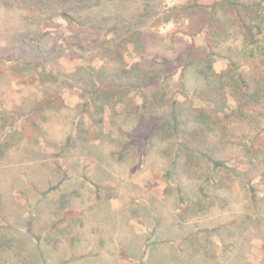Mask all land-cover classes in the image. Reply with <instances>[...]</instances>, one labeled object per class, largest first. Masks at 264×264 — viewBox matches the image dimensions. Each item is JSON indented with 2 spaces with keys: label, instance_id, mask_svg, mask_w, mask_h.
<instances>
[{
  "label": "rangeland",
  "instance_id": "374dc122",
  "mask_svg": "<svg viewBox=\"0 0 264 264\" xmlns=\"http://www.w3.org/2000/svg\"><path fill=\"white\" fill-rule=\"evenodd\" d=\"M239 1L264 20V0ZM256 52L227 0H0V264H264ZM234 73L259 108L200 96L214 74L239 91ZM112 82L127 96L95 94ZM121 130L141 137L126 152Z\"/></svg>",
  "mask_w": 264,
  "mask_h": 264
},
{
  "label": "trees",
  "instance_id": "16d2710c",
  "mask_svg": "<svg viewBox=\"0 0 264 264\" xmlns=\"http://www.w3.org/2000/svg\"><path fill=\"white\" fill-rule=\"evenodd\" d=\"M227 2L229 3V5L232 6V10H233V15H234V20L236 22V29H237V33H240L242 35L243 41H244V46H248V45H252V47L257 50L258 52H256L259 56H264V43L259 42V37L258 34L260 32V30L262 29V27L264 26V20L262 21H256V17L254 16H249V12L247 11V6L242 3L239 0H227ZM195 6L191 5L189 6V8H194ZM211 19H213V15L211 14L210 16ZM90 28H95V27H90ZM129 35V37H128ZM123 39H127L129 41L132 42L133 38L131 37H135L137 38H143V31L140 28H127L123 35L121 36ZM130 38V39H128ZM112 39L109 40H105V43H112L111 41ZM143 41V40H140ZM128 47V45H126ZM191 45H189V49L186 54L187 59L190 58V53H191ZM189 52V53H188ZM185 53V52H184ZM184 53L180 56V57H186L184 56ZM119 54V53H118ZM251 55L254 56L255 52L252 51ZM180 59V58H178ZM229 64L231 67H233L234 69L238 68V64L236 63V61L228 58ZM184 66V65H183ZM185 67V66H184ZM215 76H211L208 80V87H207V91H201L203 93L200 94V96H205L207 99H212V97L215 98H221V96L224 97V99L226 98L227 94H230L231 97L234 99L235 103H236V108L237 110L241 111V114H243L245 111V108L247 106V100L251 97H255V99L252 102L251 106L254 107H260L261 105V100L259 99L258 96H260V91L257 90L256 92L252 93L251 89H252V85L251 82L249 80V78H247L243 73H234V77H233V82L231 84V87L236 83V85L239 88V91L235 90V89H225L224 86L218 85L215 86L217 83H219L220 81L216 78L219 77V75L214 74ZM156 76V73H135L133 75L134 80L136 81L135 83H137L138 85L143 84L144 82H148L146 85L149 84V82H151ZM263 82V86H264V77L261 79H257L256 80ZM119 82H122L119 80ZM128 81H125V83ZM105 85H107V87L105 88H100V87H104ZM126 84L121 83L120 87H116V83L112 82V83H102L101 85H95V94H102L104 95L106 98H113V97H117L119 95L126 97L127 94V90L123 89V87ZM137 85V86H138ZM144 86V85H143ZM131 87V86H130ZM143 87H141L142 89ZM231 90V91H230ZM162 96L166 95L163 91L161 92ZM143 102L150 104L149 102V96L146 97L145 92L143 93ZM174 103H177V101L175 100ZM88 103H85V106H87ZM229 104H228V99L226 98V103H225V109L226 107L229 108ZM232 113V110L229 113H226V115H217L216 119L217 120H224L227 119L229 116H231L230 114ZM223 118V119H222ZM172 119L175 120L172 124V128L178 132L179 130L177 129V125L179 123V118L177 117V113H176V108L173 106L172 109ZM159 121L155 122L148 130L147 132L144 134V136H142L144 138V140L147 141L144 142V147L141 149V162L143 161V157L146 154V150L149 148V145L151 144L152 139L155 138V135H157L159 133L160 129L165 130V124H158ZM167 129V128H166ZM120 134L122 135V137H126V142L123 145V151L126 152V149L128 148V146H130L132 143L131 141L133 140V142L141 139V137L133 134V133H128L127 131H120ZM225 134V133H224ZM129 138V140H128ZM194 139V137H192ZM128 140V141H127ZM187 145L186 143H183V146ZM190 164V162H189ZM239 166H235L234 169H238ZM233 173L235 175H239L238 171H233ZM240 176H242V171H240ZM264 176V174H263ZM263 176L261 178H263ZM250 188V187H249ZM256 190H254L253 187H251V189L249 190V194H250V201L253 205V207L256 206V202L258 201V196L259 194H257V192H255ZM177 200H182L184 198V195L182 193H180V190L177 189ZM97 198H99V195L96 196ZM255 204V206H254Z\"/></svg>",
  "mask_w": 264,
  "mask_h": 264
}]
</instances>
